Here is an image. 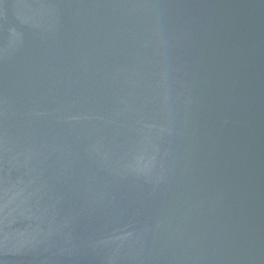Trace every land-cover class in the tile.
I'll use <instances>...</instances> for the list:
<instances>
[{"label":"water","instance_id":"95a60500","mask_svg":"<svg viewBox=\"0 0 264 264\" xmlns=\"http://www.w3.org/2000/svg\"><path fill=\"white\" fill-rule=\"evenodd\" d=\"M0 264H264V0H0Z\"/></svg>","mask_w":264,"mask_h":264}]
</instances>
